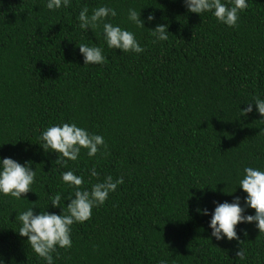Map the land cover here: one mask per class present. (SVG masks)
<instances>
[{"label":"trees","instance_id":"1","mask_svg":"<svg viewBox=\"0 0 264 264\" xmlns=\"http://www.w3.org/2000/svg\"><path fill=\"white\" fill-rule=\"evenodd\" d=\"M101 6L116 10L110 22L133 32L143 54L109 49L102 26L80 29V11ZM130 8L155 20L138 28ZM157 25L167 26L168 41L154 42ZM82 43L102 47L107 62L85 66ZM257 97L264 99V0H248L234 28L211 12L189 13L183 0H71L55 11L47 0H0V158L31 162L36 172L27 200L0 194V260L46 264L19 236L18 216L32 207L60 214L51 197L74 196L62 181L71 170L89 191L107 176L124 183L72 226V247L58 248L55 264H264L255 224L238 225L239 241H217L211 215L197 212L243 201L244 167L264 170V117L255 105L247 116L240 111ZM72 122L103 136L107 155L82 149L67 168L56 165L40 135Z\"/></svg>","mask_w":264,"mask_h":264},{"label":"clouds","instance_id":"2","mask_svg":"<svg viewBox=\"0 0 264 264\" xmlns=\"http://www.w3.org/2000/svg\"><path fill=\"white\" fill-rule=\"evenodd\" d=\"M183 2L189 13L201 16L211 12L220 23L229 28L237 27L240 13L248 7V0H231V5L222 0H183ZM70 6L71 0H47V8L51 11ZM116 16V10L108 6L93 9L91 15L89 9L84 7L79 13V27L87 31L102 26L103 38L109 49L120 50L122 53L143 54L145 49L133 32L110 22L109 18ZM128 20L138 28H145V23H152L155 17L149 15L147 21L142 20L141 11L130 8ZM151 35L154 37V42L169 40L168 28L165 25H157L151 30ZM77 47L84 58L85 66L103 65L107 62L102 47L90 46L86 43ZM253 105L258 114L264 117V99L259 97L254 103H248L246 108L242 110L240 108V111L247 116L253 112ZM40 140L43 150L46 153L57 154L58 159L55 164L64 168L68 167V161H78L82 149L86 150L90 158L96 157L98 153L107 155L104 137L89 133L87 129L77 126L74 122L48 127L41 133ZM243 172L244 175L239 178L238 186L246 193L243 201L240 197H236L231 203L215 202L212 213L207 209H197L201 215H211L209 223L211 237L217 241L225 239L239 241L237 227L241 224H255L259 232H264V170L246 166ZM90 175L99 179V173L94 167L90 170ZM62 181L75 189V192L74 196L69 194L62 197L56 194L51 197L52 208L60 209V214L47 210L34 214L35 207H32L18 216L21 222L19 236L27 238L31 249L39 258L46 261V264H55L53 253H56L58 248L72 247V226L89 221L93 209L104 205L109 195L117 190L118 185L124 183L123 177L114 181L112 176H107L102 182L95 183L89 191L81 187L84 184V177L71 170L62 173ZM35 182L36 172L32 169L31 162L22 165L12 158H0V194L18 200H27L26 194L33 192L32 186ZM235 191L236 189L231 194ZM65 200L69 201L66 206ZM250 209L254 210L253 215L247 214ZM244 234L247 235L246 232ZM236 256L244 260L245 251L243 249L237 251ZM0 264H4V261L0 260Z\"/></svg>","mask_w":264,"mask_h":264}]
</instances>
